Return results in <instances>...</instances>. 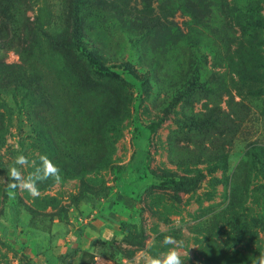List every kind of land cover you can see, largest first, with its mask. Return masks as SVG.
<instances>
[{
  "label": "rangeland",
  "instance_id": "374dc122",
  "mask_svg": "<svg viewBox=\"0 0 264 264\" xmlns=\"http://www.w3.org/2000/svg\"><path fill=\"white\" fill-rule=\"evenodd\" d=\"M19 154L61 183L10 190ZM165 236L264 253V0H0V264H145Z\"/></svg>",
  "mask_w": 264,
  "mask_h": 264
},
{
  "label": "clouds",
  "instance_id": "9594fccd",
  "mask_svg": "<svg viewBox=\"0 0 264 264\" xmlns=\"http://www.w3.org/2000/svg\"><path fill=\"white\" fill-rule=\"evenodd\" d=\"M38 159L39 164L36 165L35 161L30 162L24 154H19L15 157L13 166L8 170V188L10 190L19 188L27 191L33 197H37L40 194L37 186L38 183L49 179L56 184L61 183L62 175L59 166L47 154H41ZM17 165L20 167H17ZM25 166H32L33 171L24 175L21 169ZM163 242L165 245L172 246L159 256H149L145 264H185V261L181 258L185 253L180 251L181 246L176 244L174 238L172 236H165ZM256 264H264V253L257 258Z\"/></svg>",
  "mask_w": 264,
  "mask_h": 264
},
{
  "label": "trees",
  "instance_id": "16d2710c",
  "mask_svg": "<svg viewBox=\"0 0 264 264\" xmlns=\"http://www.w3.org/2000/svg\"><path fill=\"white\" fill-rule=\"evenodd\" d=\"M86 58L88 62L100 73L104 75L116 76L117 74L110 69V67L101 64L98 57H96L93 53H86Z\"/></svg>",
  "mask_w": 264,
  "mask_h": 264
}]
</instances>
